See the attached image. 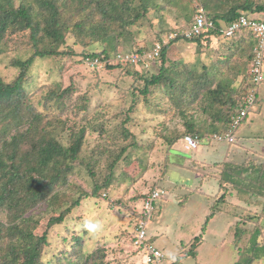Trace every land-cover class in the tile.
Returning a JSON list of instances; mask_svg holds the SVG:
<instances>
[{
	"label": "trees",
	"instance_id": "1",
	"mask_svg": "<svg viewBox=\"0 0 264 264\" xmlns=\"http://www.w3.org/2000/svg\"><path fill=\"white\" fill-rule=\"evenodd\" d=\"M192 2L197 6H192ZM168 6L180 9L189 31L195 25L199 10L212 26L203 28L197 34L192 32L189 36L181 30H170L166 33L175 36L166 43L162 42L165 34L162 31L157 36L161 47L159 56L153 59L143 55L154 49V44L151 48H137L134 52L119 51L121 43L135 40L138 32L133 29L139 27V22L149 20L151 12L160 17L159 13L166 11ZM69 16H77L78 20L66 19ZM241 17H251L264 24L263 0H194L188 4L184 0H0V54L9 47L12 36L18 34L25 36V45L32 53L28 59L15 58L11 61L9 66L16 69L11 81L5 82L0 75V264H109L103 245L99 243L90 247L85 244L88 233L82 228L80 235L73 232L74 236L62 238L64 246L55 247L57 253L47 257L46 250L52 244L50 233L64 225L83 201L100 197L102 191L106 192L113 185L114 168L126 152L130 150L129 158L141 149L134 144L135 135L125 126L131 120H123L119 126L109 130L103 124H93L89 120L61 119L60 115L68 109L71 100L69 92L73 94L70 88L62 89L61 84H53L45 91V86L37 88L35 85L28 91L27 84L34 83L28 82L35 59L57 61L58 70L50 67L47 74L60 75L59 71L62 73L65 69L62 60L76 55L72 48H62L67 46V38H75L74 44L86 49L81 54L82 62L104 61L108 71L120 70L124 76L133 79L127 92L132 98L127 115L135 110L141 97L151 105L149 98L155 92L172 102L178 117L184 120L186 130L184 134L172 132L167 137L168 150L183 141L185 136L198 142L195 152L200 141L205 139H212V142L231 149L237 147V130L242 125L250 126L253 114H264V53L263 80L258 86H253L250 71L255 60L253 49L259 40L246 27L239 28L231 37L224 34V30ZM212 37L220 42L227 39L225 48L228 56L223 62L219 60L215 64H225L227 69L234 70V78H240L236 87H233L234 80L214 83L212 74L217 75L219 71L214 66V70L207 71L204 66L196 73L182 60L173 59L177 58L174 49L183 51L188 45L199 48L209 46ZM245 42L249 47L246 57L244 49L239 48ZM132 53L140 56L138 62L120 59ZM234 56L235 59L232 58ZM145 63H149L147 68ZM250 91H254V107L233 126L240 111L245 109L244 98ZM81 102L83 104L78 112H86L89 106L86 100ZM155 107L161 110L160 106ZM49 115L54 116L52 120L47 118ZM200 115L206 120L201 125L197 118ZM109 131H115L114 139L123 141L126 146L113 155L96 148L89 153L85 151L87 134L102 136ZM105 156H109L111 163L106 167L108 174L99 181L96 178L101 173L100 161ZM245 159L236 163L225 158L217 164L208 165L213 166L216 173L219 172V191L222 193L216 197L219 199L217 204H224L226 197L244 201L246 205H254L253 198L264 201V161L260 163L248 155ZM193 163L197 164L196 161ZM177 166L187 170L185 166ZM188 170L196 171L192 168ZM84 174L90 178L89 191L84 187L87 185L85 182L77 181L80 176L86 178ZM255 203H261V200ZM141 204L138 210L132 212V227L128 229L132 236L130 241H133L139 223L144 222L148 235L146 243L155 246L147 228L158 207L144 215ZM220 209L213 210L206 221L215 211L230 214L224 206ZM256 215L250 216L249 220L258 218L259 215ZM45 218L43 231H38ZM242 222L244 225H241ZM239 225V228L230 231L232 238L235 231H241L240 236L232 240L244 244L246 237L251 236L247 231L249 223L240 219L235 226ZM199 243L200 239L196 237L191 244L190 255H194ZM248 262L246 264H260L257 259Z\"/></svg>",
	"mask_w": 264,
	"mask_h": 264
},
{
	"label": "rangeland",
	"instance_id": "2",
	"mask_svg": "<svg viewBox=\"0 0 264 264\" xmlns=\"http://www.w3.org/2000/svg\"><path fill=\"white\" fill-rule=\"evenodd\" d=\"M190 1L194 0H184L187 4ZM191 5L197 6V3L192 2ZM159 14L160 17H156L151 12L149 20L139 22V27L133 29L134 32H138L135 40L126 44L121 43L119 51L128 53L134 52L137 48L149 46L151 48L152 44L156 46L159 43L157 36H160L162 31L165 32L162 38L164 43L174 36V34L166 33L170 30H181L184 34L189 31L186 29L188 25L179 8L168 6L166 11H161ZM253 17L256 18V16ZM70 18L78 20L77 16L66 17L68 20ZM74 42L75 38H67V46L62 48L67 50L70 47L76 55L62 60L65 69L62 73L59 71L60 75L57 73L47 74L50 67L58 70L59 63L57 61L35 59L28 82L34 83L27 84L26 88L29 91L35 85L36 87L45 86V91H47L53 84H61L62 89L73 90V94L69 92L71 100L68 109L60 115L61 119L89 120L93 124H103L109 130L119 126L123 120H131L125 126L135 135L134 144L139 145L141 149L133 152L129 158L130 150L128 149L129 151L114 168L113 185L106 192L102 191L100 197L83 201L79 207L72 211L64 225L56 227V232L51 231L52 244L46 250L47 257L57 253L58 250L55 247L64 246L61 242L62 238L70 237L73 232L80 235L82 231L80 225L83 220L88 218L91 213H95L94 220L102 225L103 230L95 238L87 232L85 244L90 247L97 246L99 243L103 245L109 264H142V253L136 251L130 241L132 236L128 229L132 227V212L138 210L142 196L153 189H162L166 193L157 202V214L153 215L147 229L153 228L152 230L156 233L161 231L163 236L154 234L156 237L153 243L154 241L155 244L160 242L162 248L158 244L157 248L163 250L160 249L164 256L168 257L166 259H170L172 251H177L178 253L183 252V257L179 258L177 264H236L237 261L240 264H246L249 263V260L254 259L260 260V264H264V243L260 242L264 241V201L257 199L261 200V203H255L257 200L253 198L254 205H246L244 201L238 202L236 198L226 197L227 201L224 204H217L219 199L216 196L221 195L217 193L218 187L215 181L208 177L204 178L202 175H207L213 170L211 168L205 171L203 166L217 164L225 158L230 162L241 163L246 160V155H248L263 163L264 114L262 116L253 114L251 125H242L237 130V147L229 149L228 146L224 147L221 143L212 142V139H205L200 141L196 152H186L180 140L168 150L167 137L172 132L184 134L186 130L184 120L178 117L177 109L172 102L155 92L149 98L152 102L151 105L149 102H144L141 97L135 110L127 115L132 100L130 93L127 92L133 79L124 76L120 70L108 71L105 68L107 63L104 61L82 62L81 54L86 49L79 44L75 45ZM226 42L227 39L220 42L217 38L212 37L209 46L199 48L196 45H188L183 51L174 49V56L177 58L173 57V59L182 60L186 67H192L196 73L204 66L207 71L214 70V66L219 70L217 75L212 74L214 83L225 80L230 83L234 80L233 87H236L240 78H234V70L227 69L225 64H221V66L215 64L219 60L223 62L224 58L228 56L225 48ZM25 43L26 38L23 34L12 36L9 47L0 54V75L5 82L11 81L16 74V69L9 66L11 61L15 58L28 59L31 56L32 53L27 49ZM239 48L244 49L243 54L246 57L249 52L248 44L242 43ZM244 56L241 57L242 60ZM236 57H238V52ZM232 58L235 59V56ZM148 66L149 63H145V67ZM80 98L86 100V104L89 106L86 112H78L83 104ZM35 100L39 101V98H35ZM155 106H160L161 110L156 109ZM262 113H264V107ZM53 117V115H49L47 118L52 120ZM197 118L200 120V125L206 121L205 116L200 115ZM115 137V131H109L102 136H97L94 133L87 134L85 151L89 153L96 148L107 150L111 155L118 153L126 144L123 141H116ZM204 141L205 143H203ZM194 161L197 164L193 163ZM100 162L101 173L96 178L99 181L105 174H108L106 167L111 163V160L109 156H105ZM176 164L185 166L187 170ZM188 168L196 171H189ZM85 177L80 176L77 181L85 182L87 185L84 187L89 191L91 189L90 178L86 175ZM228 203L230 205L226 206ZM222 206L230 214L215 213L206 221L207 216L211 215L213 210ZM254 214L259 215L258 218L254 217L250 221L249 217ZM260 216L261 218H259ZM240 219L247 220L249 223L247 231L248 234H251L246 237L244 244L233 241L235 236H240L241 231H235L233 238L230 233L231 227V231L240 227V225L235 226ZM45 223L46 218L42 220V227L38 231H43ZM241 225H244L243 222ZM202 233L203 236H201ZM196 237L204 238L198 256L192 257L184 254L189 250ZM180 241H184L186 245L181 244ZM168 249L172 251L169 252ZM178 255L175 256L177 259Z\"/></svg>",
	"mask_w": 264,
	"mask_h": 264
},
{
	"label": "built area",
	"instance_id": "3",
	"mask_svg": "<svg viewBox=\"0 0 264 264\" xmlns=\"http://www.w3.org/2000/svg\"><path fill=\"white\" fill-rule=\"evenodd\" d=\"M211 26L212 24L206 20L202 10H199V13L195 18V25L193 26L192 30L188 31L185 35L189 36L192 32L193 34H197L203 28H209ZM241 27H246L252 30L254 36L259 40L257 42L256 47L253 49L255 60L251 64L250 69L252 75V84L253 86H258L263 80L262 58L264 53V24L251 17H241L238 22L228 26L224 30V34L227 37H231L233 33ZM160 48V44L158 43V45H156L154 49H152L148 53H145L143 57L148 59L158 57ZM120 59L130 61L131 63H136L140 60V56L132 53ZM255 90L256 89L254 88V91ZM254 91H250L248 95L244 98L245 109L240 111L239 116L236 117L233 122V126H236L239 121L245 117L248 110L253 109L255 103ZM182 146L186 152H192L197 149L198 142L190 136H185L182 141ZM165 193L166 192L162 189H156L146 195V197L141 201L142 208L145 212L144 215L151 213V211L157 207V202L162 198ZM147 237L148 235L146 231V223L140 222L135 231V234L133 235L132 246L135 250H140L138 252L142 253L141 257L143 259V264H164L165 256L156 246L146 243Z\"/></svg>",
	"mask_w": 264,
	"mask_h": 264
},
{
	"label": "crops",
	"instance_id": "4",
	"mask_svg": "<svg viewBox=\"0 0 264 264\" xmlns=\"http://www.w3.org/2000/svg\"><path fill=\"white\" fill-rule=\"evenodd\" d=\"M257 17V16H256ZM260 17V16H259ZM264 98V97H263ZM183 147V146H182ZM203 159H205V158H203ZM211 160V159H210ZM213 161V160H212ZM203 168H204V170L205 171H207V170H209V169H213L212 170V172L211 173H209V174H207V175H204L203 177L204 178H206V177H208V178H210V179H213L214 181H215V183H216V186L218 187V194L221 192V191H219V172L218 173H216L215 172V168L213 167V166H203ZM216 187V188H217ZM217 191V189L215 190V192ZM214 192V193H215ZM214 193H212V194H214ZM220 195V194H219ZM210 196H212V195H210ZM216 197H218V196H216ZM226 201H227V199H226ZM218 210H221L220 208L218 209ZM215 213H222L223 214V211H216ZM214 213V214H215ZM213 214V215H214ZM226 214V213H225ZM208 217V216H207ZM153 228H150L149 229V235H151V239L152 240H155V237L156 236H163L162 235V233H161V231L160 232H157L156 233V231H154V230H152ZM231 231V230H230ZM231 233V232H230ZM154 234H156V236H154ZM201 236H203V233L201 234ZM203 242H204V238L203 237H201V239H200V243L196 246V249H194V255H191L192 257H197L198 256V252L201 250V246H202V244H203ZM180 243L181 244H185L186 245V243L184 242V241H180ZM190 243V242H189ZM156 247H157V244L162 248V246H161V244H160V242H157L156 244H155V241H154V243H153ZM159 248V247H158ZM161 248H159V249H161ZM163 249H165V248H163ZM162 250V249H161ZM163 251V250H162ZM168 251L169 252H171L172 250H170V249H168ZM189 251H190V248H189V250H187V251H185V253L184 254H187V255H190V253H189ZM177 254H179L178 255V257H180V256H182V254H183V252L182 253H178L177 251H172V254H170V256H169V258L170 259H166V258H168V257H165V261H164V264H177L179 261L177 260V258L175 259V260H173L172 259V256H177ZM206 262V261H205ZM143 264V263H142Z\"/></svg>",
	"mask_w": 264,
	"mask_h": 264
},
{
	"label": "clouds",
	"instance_id": "5",
	"mask_svg": "<svg viewBox=\"0 0 264 264\" xmlns=\"http://www.w3.org/2000/svg\"><path fill=\"white\" fill-rule=\"evenodd\" d=\"M95 213H91L88 218L84 219L81 223L80 227L86 230L89 235L93 236L94 238L98 236V234L103 230L102 225L99 222L94 220ZM172 259L175 260L176 257L172 256Z\"/></svg>",
	"mask_w": 264,
	"mask_h": 264
}]
</instances>
